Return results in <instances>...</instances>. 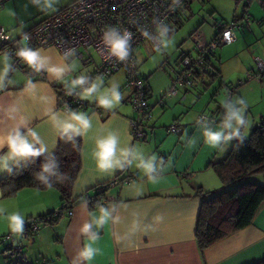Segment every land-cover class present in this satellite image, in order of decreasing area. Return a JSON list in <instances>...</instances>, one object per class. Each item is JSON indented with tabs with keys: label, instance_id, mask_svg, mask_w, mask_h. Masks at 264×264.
<instances>
[{
	"label": "crops",
	"instance_id": "1",
	"mask_svg": "<svg viewBox=\"0 0 264 264\" xmlns=\"http://www.w3.org/2000/svg\"><path fill=\"white\" fill-rule=\"evenodd\" d=\"M255 3L258 8L253 10L250 9L251 3L248 5L249 28L237 30L235 40L228 43L231 49L218 55L220 79L215 81L218 85L228 81L226 90L231 85L236 86L229 101L236 108L244 107L246 123L242 130L251 117L245 138L253 124L264 116V77H246L247 72L254 71L255 58L264 53L263 10L258 2ZM29 9L30 6L22 5L18 0H3L0 25L11 41L22 38L25 32L44 19L30 23ZM242 46L243 51L233 49ZM34 50L39 52L45 68L71 67L62 78L45 70L39 73L32 69L29 72L27 64L14 66L13 56L1 47L0 42V53L8 57L5 60L0 55V132L21 126L24 134L35 143L31 136L35 131L40 142L46 145L43 154L47 156L55 152L60 135L79 137L82 140L81 169L73 184L71 209H62L52 223H41L30 239H20L12 233V241L4 240L11 233L5 226L6 218L13 212H20L27 219L58 210L62 208L60 192L55 188L25 187L15 195L5 197L0 190V264H86L79 253L88 237L97 232L99 235L94 246L100 251L91 264H252L264 258V204L250 225L207 247L203 254L195 239L201 205V198L195 194L198 190L213 194L229 188L222 185L211 164L226 156L235 137L219 147H212L205 142L204 136L205 128L217 130L222 126V116L215 111L224 107L227 91L220 98V86L218 96L210 97L206 102L203 96L193 92L181 100L183 90L178 88L170 98L164 97V101L167 100L164 105H158L157 100L171 83L156 99L152 97L150 87L151 102L155 103L154 119L148 124L144 139L135 140L130 124L135 116L128 102L130 90L124 87V72L119 70L101 79L102 87H110L113 82L119 84L120 104L108 109L100 105L96 107L95 100L81 98L85 105L72 111L84 112L91 127L82 129L80 134L64 133L59 118L65 117L67 111L60 106L59 93L70 87L76 74H88L76 68L74 59L61 55L55 46ZM230 62L232 70L227 69ZM5 64L11 65L7 73L3 71ZM95 79L89 78L90 82ZM198 89L194 88L195 91ZM236 95L237 99L233 101ZM202 113L214 118L213 121H198ZM171 122L179 128L178 133L166 130ZM109 134L117 137V149L112 159L119 160V164L113 163L111 168L100 170L93 155L95 141ZM25 161L26 158L9 161L10 169L0 171V180ZM141 161H151L153 167L145 170ZM128 175L132 180L119 182L104 191L102 198L106 201L103 205L111 215L102 227H97L94 221L101 215L102 203L94 207L89 204L90 198L97 194L96 187L117 176L125 179ZM247 180L264 183V173L252 175ZM86 222H93V228L85 234L82 225ZM18 242L21 250L7 254L9 243Z\"/></svg>",
	"mask_w": 264,
	"mask_h": 264
},
{
	"label": "built area",
	"instance_id": "2",
	"mask_svg": "<svg viewBox=\"0 0 264 264\" xmlns=\"http://www.w3.org/2000/svg\"><path fill=\"white\" fill-rule=\"evenodd\" d=\"M191 0H74L66 6L58 9L57 12L41 20L34 25L30 30L25 32L22 38L16 41H11L6 35V30L0 25V42L1 47L13 56L14 66H22L27 64L16 53L20 48H28L34 50L38 47L55 46L64 57L74 55L85 66L93 63L91 50L94 51L99 59V64L95 65L90 74L92 77H106L119 69L125 73L124 87L130 90L129 104L131 105L136 117L131 118L130 124L132 134L135 140H140L145 137L146 122L152 118L150 111L151 102L147 96L144 80L140 76L136 62L133 58V50L139 42H149L153 47L157 48L158 44V25H166L168 30L173 25V19L179 14V11L187 2ZM244 11L243 19L240 21L237 18L229 22H220L217 26L218 34L215 40L205 43L200 38L198 33L193 35L195 44V54L189 53L181 56L180 62L182 69L172 82L165 97H170L175 94L178 87L184 88L191 84L194 79L195 72L206 74L205 56L219 45L228 44L235 40L236 30L243 26L247 28L250 21L248 5L251 2H258L262 7L263 14L261 21L264 24V0H243ZM3 0H0V7ZM109 27H116L121 32L127 30L132 33L130 42L129 55L126 60H118L111 57L107 47L103 42V34ZM145 31L150 33V36L145 35ZM15 46V47H13ZM162 46V45H161ZM71 53V55H69ZM254 71L247 72V79L263 78L264 77V53L255 58ZM28 65V64H27ZM30 69H33L28 65ZM43 70L37 71L41 73ZM81 74H78V77ZM196 76V75H195ZM239 83H242L239 82ZM87 86V85H85ZM81 87V86H80ZM230 89L227 96L229 102L231 98ZM77 91L67 95L62 107L68 111L75 105L82 103V99L77 95ZM185 95H182V99ZM161 101V100H160ZM163 101V100H162ZM161 101V102H162ZM226 112L225 107L221 108ZM217 117V115H215ZM221 117V115H220ZM214 118L209 117L205 113L198 116L200 122H211ZM245 123V119H244ZM257 126L264 128V116L257 121ZM243 125L240 126V132ZM171 132H178L179 128L176 124H171L168 127ZM239 132V134H240ZM132 180V176L128 175L125 179L113 178L103 184L97 186V191L102 192L107 188L118 184L119 182L126 183ZM106 199L102 198L99 204L103 205ZM73 205V203H72ZM62 212V208L55 210L51 215H46L43 218L29 217L25 219L24 231L20 234L23 238H29L34 235L43 221H49L58 216ZM14 235L7 234L5 239L12 241ZM21 249L19 244L9 243L6 253H15Z\"/></svg>",
	"mask_w": 264,
	"mask_h": 264
},
{
	"label": "trees",
	"instance_id": "3",
	"mask_svg": "<svg viewBox=\"0 0 264 264\" xmlns=\"http://www.w3.org/2000/svg\"><path fill=\"white\" fill-rule=\"evenodd\" d=\"M188 4L189 2H187L183 8H185ZM182 9L179 11V14L175 16V18L173 19V25H177V27L180 25L179 16ZM243 11H244V7H243ZM243 11L240 16L234 15L232 19H230L229 21H232L235 18L241 21L243 19ZM47 17H45L44 19H46ZM219 23L220 22L214 24L216 27L215 37L218 34L217 26ZM172 26H170L168 33L172 32ZM241 28H243V26H241L237 30ZM247 28H249V26ZM193 35H192V39H193ZM215 37L211 41L215 40ZM209 42H205V43H209ZM142 43L143 42H139L133 50V58L136 62L138 72H139V65L135 57V49L137 48L138 45ZM220 46L221 45L217 46L215 49L209 52V55L205 56V65L207 68L206 74L204 73L200 74L199 71L197 72L194 71L196 76L194 75V79L192 80V83L182 88L183 90L182 95H185V98L182 99L181 96V100H185L186 98H188V94H190L192 89L196 87H202L204 89V87L206 86L205 81L211 79L212 80L211 82H214L218 77H220V70L214 68L211 63V56H214L215 50ZM178 65L180 69L179 71H175L173 75H171V79H170L171 84L174 81V79H176V76L182 69V64L180 61L178 62ZM29 70H30L29 72L32 71V69ZM116 72L117 71L113 72L112 74ZM108 76L100 77V78H107ZM140 76L144 80V86L146 88L147 96L151 102V96H150L151 90L147 78L142 76L141 74ZM93 78H97V77H93ZM124 83H125V73H124ZM231 88L234 89V91L230 93L232 98L233 96L232 94L235 92L236 86L235 85L229 86L227 88V93ZM80 89L81 87L77 86L75 89H73L72 94L74 91L79 92ZM164 93L166 94V92ZM165 94H163L164 96L162 95V97L159 100H157L156 104L164 105L166 103L167 100L164 101ZM67 95H68V89L66 90L64 88L63 90L60 91L59 93L60 106L64 104ZM160 100L163 101L161 102ZM81 105H85V101L82 100V103L75 105L71 110ZM154 105L155 103L151 102L150 111L152 114V118L148 122H146L145 135L148 124L151 123V121L154 119V113H153ZM95 106L98 107L99 105L95 104ZM215 112L218 115H221L222 119H224L226 112H223L221 108L220 109L218 108ZM134 114L135 116H133V118H135L137 115L136 112H134ZM173 123L174 122H171L170 124ZM245 123L243 124V126H245ZM166 130L169 133H172L171 131L168 130V125L166 127ZM240 134L238 137H235L231 145V148L226 154V156L222 160L212 162L211 164L212 169L216 173L222 185L228 186L229 188L213 194H208V192L203 193L201 192V190H198V192L195 194L196 196H199L201 198V205H200L196 231H195V239L201 254H203V251L207 247L211 246L217 241L250 225L257 211L264 204V183H254L247 180L252 175L264 173V128L262 129L261 127L257 126V122H255L247 138L241 137ZM69 137H71V139H69ZM81 149H82V140L79 137L71 136V135H60L57 140L56 150L53 154L48 156L42 154L41 156L38 157H28L26 158V161L23 164L11 169L0 180V190L2 192V195L5 197L13 196L19 189L25 187H32L41 190L48 188H55L61 194L62 209L70 210L72 207V203H74L71 200L73 184L81 169ZM54 161L56 163L53 164L52 171L50 172L42 171L40 167L42 163L52 164ZM40 175L46 177V179H40L39 178ZM95 190L97 194H95L93 199L90 198L89 200V204L92 207L97 206L99 204V201L102 199L103 197L102 195L104 194V191L98 192L97 187ZM54 212L55 211H52L50 213H46L42 216H36V217L43 218L46 215L49 214L52 215ZM56 217L54 218L51 217L49 221H45V222L43 221V223L44 224L52 223L53 221H55ZM18 237L20 239H23V237H21L20 235H18ZM31 237H33V235L26 239H30ZM17 244L20 245L19 242ZM252 264H264V258Z\"/></svg>",
	"mask_w": 264,
	"mask_h": 264
},
{
	"label": "clouds",
	"instance_id": "4",
	"mask_svg": "<svg viewBox=\"0 0 264 264\" xmlns=\"http://www.w3.org/2000/svg\"><path fill=\"white\" fill-rule=\"evenodd\" d=\"M39 7L51 8V0H33ZM158 44L157 51L161 50V45L164 48L171 43L167 37L168 28L166 25H158ZM146 36H150V33L145 31ZM132 40V33L124 30L121 32L116 27H109L103 34V42L107 47V50L111 57H115L118 60H126L129 55L130 42ZM21 57L28 65L34 70H45L51 72L57 78H62V74L67 71L71 65L65 67H49L45 68L43 60L40 58L37 50L28 48H20L16 53ZM7 60V54L0 53ZM71 55V53H69ZM11 68L10 64H5L4 73H7ZM87 85V86H85ZM103 80L97 77L94 81L89 82V77L81 75L70 82L68 88V94L71 95L73 89L77 86H81V89L77 95L81 98L95 100V102L104 108H114L121 102L122 94L119 90V84L113 82L110 87H102ZM242 103V102H241ZM226 114L222 122V126L217 130L210 128L204 129L205 142L212 147H219L221 143L230 141L233 137H238L240 132V126L244 124L243 105L240 108H236L231 102H225L224 105ZM55 115V114H54ZM59 118V117H58ZM61 120L60 127L64 133L80 134L82 129L91 127V121L84 112L72 111L69 109L65 117L59 118ZM31 136L34 138L30 140L27 135L22 131L21 126H17L14 129H9L7 132H0V171L10 169L9 161L17 162V158H28L41 156L46 150V145L40 142L38 133L31 132ZM71 139V137H69ZM38 145V146H37ZM117 149V137L114 134H109L106 137L98 138L95 141V147L93 155L96 158L97 166L100 170H106L112 167L113 163L119 164V160L113 161L112 157ZM32 162V161H30ZM42 163L41 169L43 172L52 171L53 164ZM145 170H150L153 165L151 161L143 162ZM39 175V174H38ZM40 179H46V177L40 175ZM100 213L94 223L97 227H102L104 223L108 221L111 213L109 209L101 205ZM6 227L8 230L15 234L20 235L24 231L25 218L20 212H13L7 218ZM93 228V222H86L82 225V232L88 233ZM98 232L93 233L88 237V241L84 244L79 255L82 261L86 264H91L94 257L99 253L100 249L94 246V242L98 239Z\"/></svg>",
	"mask_w": 264,
	"mask_h": 264
},
{
	"label": "rangeland",
	"instance_id": "5",
	"mask_svg": "<svg viewBox=\"0 0 264 264\" xmlns=\"http://www.w3.org/2000/svg\"><path fill=\"white\" fill-rule=\"evenodd\" d=\"M18 1L22 5L30 6L27 14L30 15L29 22L33 23L34 21L37 22L55 13L58 9L66 6L74 0H51V8L39 7L33 2V0ZM41 3H43V0H41ZM243 7V0H191L180 13V25L178 27L177 25H173L172 32L167 33V37L171 41L167 48L161 46V50L157 51L156 48L147 41L138 45L135 49V57L139 65V72L142 76L147 78L148 84L153 91L152 97L155 99L159 97L170 82L171 75H173L175 71H179L180 67L178 62L180 61L181 56L186 53H190L192 55L195 54V44L192 39V35L195 32L200 33L206 42L211 41L216 34V27L214 24L218 22H228L234 15L240 16L243 11ZM254 8L258 7H256L255 2H251L250 9L253 10ZM230 49L231 46H229V44H223L215 50L214 55H216V57L211 56V63L214 68L220 70L217 63L218 55L222 51L226 52ZM233 49L243 51L244 46ZM91 54L94 62L86 66L74 55L66 58H73V62L76 64L75 67L82 69V71L87 73V76L90 78L89 75L93 73V68L95 65L99 64V59L96 53L91 50ZM231 65V62L228 63V70H232L231 67H229ZM76 75L78 76V74ZM217 79H220V77ZM211 81V79L205 81L207 83L205 87L203 86L204 89L196 87L199 89L196 91L192 89L191 92H193V94H197L199 97L203 96L204 100L207 102L210 97L214 98L218 96L216 94H219V87L221 86L220 98H222L224 93L227 91L225 86L228 84V81H224L222 85H218L217 82ZM211 89L213 90L210 94ZM236 99L237 95L234 97L233 101ZM250 123L251 117L249 116L248 125L244 130H242L243 132L240 134L241 137H246Z\"/></svg>",
	"mask_w": 264,
	"mask_h": 264
}]
</instances>
